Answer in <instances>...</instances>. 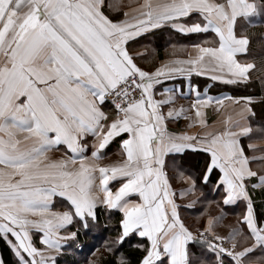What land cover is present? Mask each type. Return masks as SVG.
I'll return each mask as SVG.
<instances>
[{
    "label": "snow or ice",
    "instance_id": "snow-or-ice-1",
    "mask_svg": "<svg viewBox=\"0 0 264 264\" xmlns=\"http://www.w3.org/2000/svg\"><path fill=\"white\" fill-rule=\"evenodd\" d=\"M257 21L264 0H0V240L14 258L0 264H61L101 209L116 233L83 264H264ZM164 32L197 39L172 46L184 58L142 63ZM193 75L261 91L213 96ZM177 78L189 110L164 86ZM181 117L185 130H170ZM229 207L240 211L223 225Z\"/></svg>",
    "mask_w": 264,
    "mask_h": 264
},
{
    "label": "crops",
    "instance_id": "crops-1",
    "mask_svg": "<svg viewBox=\"0 0 264 264\" xmlns=\"http://www.w3.org/2000/svg\"><path fill=\"white\" fill-rule=\"evenodd\" d=\"M136 0H124L125 5H131L135 6ZM253 32H264V22L257 21L256 26L253 28L249 29V34L252 35ZM149 39L152 41L151 47L155 49V52L153 53L150 49L148 56L152 57L151 60H148L146 57L145 61H142V63H146L150 66L151 63H156L159 64L161 62L167 61L169 59H175V58H184L186 56V52H182L179 50V48H173V45H188L194 42L197 37L192 36V37H184L179 34H174V33H169V32H164L163 34H157L156 37H149ZM159 49L162 50L161 55L159 53ZM187 51H191L190 48L187 49ZM175 53V55H173ZM160 55V56H159ZM199 78L205 79L207 81H210L207 77H198L193 75L191 77V82L194 85L199 86V90L203 93L205 88L201 85L203 83L199 82ZM212 82L210 81V84ZM219 84V83H217ZM222 85V84H221ZM164 86L169 87V88H174L176 86H180V91L177 92L175 103L173 107L175 108H180L183 107L186 110L190 109V105L192 100L195 98L193 94L189 92L188 86H187V81L183 80V78H177L175 80H167L164 82ZM209 95L217 96V95H228L225 92H221L217 88H212V89H207ZM161 98V97H157ZM166 110V109H165ZM207 115H208V123L210 129L212 128H217L220 127V121L223 120L224 116L223 115H218L216 111L213 108H208L207 110ZM187 121L181 117L178 121L175 123H172L169 125L170 130L173 131H181L185 130V125ZM190 131H198V129H191ZM118 146L116 144H112L109 149H108V158L109 160H115L118 157L115 155L117 152ZM56 155H59V153H56ZM180 184H177V187H180ZM258 197V196H257ZM209 198L211 199L212 196L209 194ZM213 210V211H212ZM240 211L239 208L233 209L232 207H229L225 209V222L222 221L223 225H228L231 224L235 221L236 219V213ZM210 212L212 215H217L219 214V209L216 208V206L213 204L210 206ZM184 216L186 217V220L189 224L193 223L194 220V215L190 212H185Z\"/></svg>",
    "mask_w": 264,
    "mask_h": 264
},
{
    "label": "trees",
    "instance_id": "trees-1",
    "mask_svg": "<svg viewBox=\"0 0 264 264\" xmlns=\"http://www.w3.org/2000/svg\"><path fill=\"white\" fill-rule=\"evenodd\" d=\"M262 32H253V52L254 54H258L261 51L260 48V41L259 36ZM162 50L159 49V53L161 55ZM159 55V56H160ZM200 83H203L204 88L207 89L217 88L221 92H225L231 95H248V94H259L261 89L259 83H255L253 85V90L248 91L243 88H235L233 86H225L221 84H215L209 87L210 81L205 79H198ZM257 198L259 199V193H257ZM119 214H117L118 216ZM107 224L108 227L106 228L104 225ZM116 233V216L109 218L108 214L104 212L102 209L100 210L99 215V223L92 229L88 235L81 236V243L83 244V249L79 251H73L71 254H67L62 258L61 264H83L84 257L90 256L91 249H100L103 251V244L105 240H111ZM124 251L129 252L130 255H138V253L132 252L130 249L125 247ZM0 255H2L6 260L11 262L14 258L12 257L11 253L9 252L6 244L0 240Z\"/></svg>",
    "mask_w": 264,
    "mask_h": 264
},
{
    "label": "rangeland",
    "instance_id": "rangeland-1",
    "mask_svg": "<svg viewBox=\"0 0 264 264\" xmlns=\"http://www.w3.org/2000/svg\"><path fill=\"white\" fill-rule=\"evenodd\" d=\"M213 211V210H212ZM225 218V217H224ZM225 219H227V218H225ZM225 219H224V221L223 222H225Z\"/></svg>",
    "mask_w": 264,
    "mask_h": 264
}]
</instances>
